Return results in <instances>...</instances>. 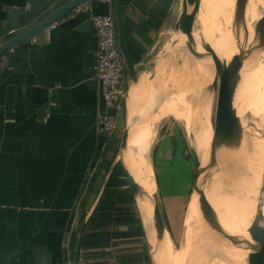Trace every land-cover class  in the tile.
Returning a JSON list of instances; mask_svg holds the SVG:
<instances>
[{"label":"crops","instance_id":"obj_1","mask_svg":"<svg viewBox=\"0 0 264 264\" xmlns=\"http://www.w3.org/2000/svg\"><path fill=\"white\" fill-rule=\"evenodd\" d=\"M65 2L0 0V39L6 42L25 31L24 15L36 13L34 24ZM244 2L242 27L255 14L252 3L246 9ZM206 4L202 0L213 29ZM93 5L91 13L75 15L82 19L76 26L54 23L36 41L18 44L0 58V264H154L147 237L81 247L78 262L75 256L81 204L92 202L86 222L103 191L106 170L121 161L129 173L120 153L138 139L135 123L145 126L150 138L159 205L172 240L186 224L193 194L191 144L178 126L169 130L147 95L154 88L158 57L172 38L182 0L121 1L124 39L137 80L129 78L126 66L119 127L107 140L97 129L98 114L105 109L95 74L98 42L91 15L112 14L116 20V10L113 0ZM179 41L185 43L186 36L180 35Z\"/></svg>","mask_w":264,"mask_h":264},{"label":"bare ground","instance_id":"obj_2","mask_svg":"<svg viewBox=\"0 0 264 264\" xmlns=\"http://www.w3.org/2000/svg\"><path fill=\"white\" fill-rule=\"evenodd\" d=\"M235 1L222 0L215 12H212L210 18L212 20L213 31L202 8L201 0L200 29L205 45L213 59H208L207 57V64L203 65L200 70H195V73H199V79L201 80L203 76L207 80L211 79L215 73L214 60L218 59V64L230 72L238 82L234 98V108L236 115L240 118L243 125L240 148L236 151L222 150L219 152L220 159L226 161L230 159L235 163L231 169L232 174L228 173V170L223 171L222 169L220 173L211 178V191L208 189L210 193L206 194L211 207L214 208L215 217L220 219L219 221L223 225H220L218 221L220 233L224 235L230 229L225 235L242 241L243 246L241 244H230L222 235L214 231L212 232L207 225L206 227L203 225L199 226L198 229L196 228L194 218L197 211H199L198 196L193 202H190L188 207L181 251H174L172 238L168 232L165 233L162 241L157 240L152 213L155 206L157 189L148 155L145 154L149 138L146 136L144 130H142L137 141L132 140V146L129 142L130 144L121 151L120 156L131 176L146 194L145 202H141L142 221L145 226L152 260L155 264L157 262L158 264H181L185 261L187 253L192 256H189L190 258L184 264H196L194 259L197 251L204 254H210L213 251L216 255L225 258V263L215 264H249L248 254L252 249L249 247L250 245H248L247 241L253 243L249 230L253 227L254 223H256L254 226H258L262 222L261 219L254 222L258 210L262 211L264 216V179L262 178L264 147L261 139L262 134L259 129L264 124V74H262V72L264 73V69L256 68L254 70V59L260 49L246 57L241 65L237 59V56L242 54L241 49L247 50V47L253 41L254 24L256 20L264 16V12L261 8L262 0H244V4H247L246 9L250 5L249 3H252V6L255 8V14L250 22L247 21L246 15H244L243 22L247 21V23H243L242 27V4L236 6ZM208 12L211 13V10H208ZM241 27L244 28L243 31ZM246 30L249 33L248 40H246L244 35ZM201 73H203V76H201ZM255 81H257V84L252 87L250 92L251 86ZM172 109V104L167 105L163 114ZM243 119L246 122V126ZM190 123L196 126H190L192 135L191 146L197 155L198 161H200L202 166H205V163L208 164L210 153L208 154L207 161L204 162L203 143L205 138L208 137L211 144L213 131L203 122V118L198 124L195 119L190 120ZM223 168L226 169V163ZM230 176H232V181L229 178ZM236 212L238 217L236 216ZM157 257H160L161 262H159L160 260Z\"/></svg>","mask_w":264,"mask_h":264},{"label":"water","instance_id":"obj_3","mask_svg":"<svg viewBox=\"0 0 264 264\" xmlns=\"http://www.w3.org/2000/svg\"><path fill=\"white\" fill-rule=\"evenodd\" d=\"M89 1H93V0H67V2L55 8L52 12L43 14V16H41L34 24H32L25 31L15 35L14 37L10 38L9 40H7L6 42L0 45V58L14 46L32 40L34 37L39 35L42 31H44L54 23L63 21L61 22V26L63 27L76 26L80 21H82V19L79 17L71 16L72 11L79 4ZM121 1L122 0H115L116 25H117L118 37H119L118 44L125 59L129 78L132 81H136L137 72L134 63L127 50L124 34H123ZM243 1L244 0H236L235 5L236 6L241 5ZM200 3L201 0H182L181 11L175 23L173 36H172V39H174L175 43L179 41L178 37L180 35L184 34L186 36V41H185L186 49L184 51L186 52L188 51L190 55L194 57L195 60H202L207 58L206 53L198 51L197 49L198 43L193 38L192 35L196 15L198 10L200 9ZM244 35L246 40H248L249 39L248 30L245 31ZM263 47H264V16L256 20L254 24V36L250 46L247 47V50L241 49L242 54L237 56L240 65L241 63H243L246 57L252 55V53L256 51H259V49ZM184 51H182L183 54ZM214 61H215L214 62L215 73L211 83V87L213 91L217 94L216 95L217 101L214 110L213 137L211 141L209 161L208 164H206L205 166L201 165L200 161H198L194 149L192 147L190 148L193 167H194L192 196L193 195L198 196L199 210L208 228L222 235L220 233L221 230L217 224L212 207L206 196L205 188L209 180H211V178L214 177L216 174L220 173L222 169L223 171L228 170L229 173L233 168L232 165L235 163H233V161L230 159L227 161L220 159L219 152L222 150L236 151L237 149L240 148V142L243 136V125L240 118L236 115V111L234 108V98H235L236 89L238 87V82L233 78L230 72H228L220 64H218V59H215ZM127 137H128V129L126 128L122 136V147H125ZM225 163H226V169L223 168ZM127 177H128L130 189L132 191V194L134 195L136 205L138 207V211L142 219L141 202H145L146 194L142 191L138 183L128 172H127ZM231 177L232 176H230L229 178L231 179ZM262 178L264 179V168H263ZM152 213L154 219V227L156 231V238L158 241H162L164 239L165 233L168 232L169 236L170 233L168 231L166 222L164 220L162 211L160 209L157 193L155 198V206ZM260 219L262 220L261 224H258V226H254L256 224L254 223L253 227L249 230L250 237L253 240V243L247 241L248 245H250L249 247H251L252 249V251L248 254L249 264H264V216L262 211L258 210L254 222H257ZM143 227L145 230L144 224ZM84 231H85V224L82 225L76 247L75 256L77 262L79 260ZM222 237L227 239L228 242H230V244L233 245L242 244L241 241L231 236L224 234L222 235Z\"/></svg>","mask_w":264,"mask_h":264},{"label":"rangeland","instance_id":"obj_4","mask_svg":"<svg viewBox=\"0 0 264 264\" xmlns=\"http://www.w3.org/2000/svg\"><path fill=\"white\" fill-rule=\"evenodd\" d=\"M221 2L222 0H207V4L209 6L208 9L206 8L208 16H210V13L208 12V10L209 11L211 10V14H212V12H215V10L218 7V4ZM205 3L206 2L204 1V4ZM207 4H206V7H208ZM262 10L264 12V5H263ZM199 18H200V9L197 12L195 23H194V28L192 32L193 38L198 43L197 44L198 51L206 53L208 59H213V57L211 56L209 50L207 49L205 45L203 35L200 29ZM172 36H173V32H172L171 37ZM179 39H180V36L178 37V40ZM185 49H186L185 43H182L181 41H178L177 43H175L174 39L172 38L171 40H169L168 45L163 48V52H161L160 56L158 57L159 61L157 63V72H156V79L154 81V88L147 95H148V98L153 99L154 104H151V105L156 107L158 112H160L161 117H164L163 121L169 124V130L174 129L173 125L178 126L181 132V136L183 138L188 137L189 142L191 144L192 135L190 132L191 130L190 126L192 124L190 123V120L195 119L196 123L198 124L199 121L203 118V122L207 124L210 127V129L213 131L214 110H215V104L217 101V97H216L217 94L213 91L212 87H210L211 86L210 84L212 83L214 76L211 77V79L207 80L205 79V76H203V73H201V76H203L201 80L199 79L200 77L198 75L199 73L198 74L197 72L195 73V70H200V68L203 67V65L205 66V64H207L208 62L207 58L202 59V60H195L194 57H192L188 51L187 52L184 51ZM182 51H184V54L182 53ZM255 57L256 58L254 59V70L256 68L264 69V47L260 49V51L257 53ZM262 74L264 73L262 72ZM255 84H257V81H255L254 84H252L250 92L252 90V87ZM190 87H193V88H190ZM149 103H150V100H149ZM171 104H172L173 109L163 114L166 106L171 105ZM156 120H158V118ZM243 122H245L244 119H243ZM137 124L138 123L134 124L135 127L133 128L134 130L133 133L140 136V133L142 132V130H145V126H143L141 129L137 126ZM244 124L246 126V122ZM192 126L196 127L194 125ZM259 129L262 134L261 139H262L263 147H264V124ZM203 145H204V152H203L204 162H206L208 158V154L210 153V147H211L210 140L208 137L205 138ZM146 147L147 149L145 151L146 152L145 154L148 155L147 157L151 164L150 138L147 141ZM232 167H234V165H232ZM151 171L153 173L154 181L156 184L152 164H151ZM230 173L232 172L230 171ZM211 185H212L211 180H209L205 188V193H208V194L210 193L208 189L211 188ZM156 189H157V185H156ZM157 196H158V192H157ZM196 197H197L196 195H193L190 199V202H193ZM158 200H159V196H158ZM190 202H189V205H190ZM212 210L214 211L213 207H212ZM236 216L238 217L237 212H236ZM164 220L166 221L165 218ZM219 220L220 219L216 218L217 224L219 225L220 223V225H222ZM194 221L196 223L197 229L199 228V226L204 225L206 227L207 225L201 216L200 210L197 211ZM182 229L180 230L181 232L177 233V236L173 238L172 240L173 248H174V251L176 252L181 251V248H182L181 245H182L183 234L185 233V226ZM229 231L230 229L226 233H228ZM189 256L190 255H188L187 253L185 255L186 257L185 261L183 263L181 262L180 263L184 264L186 260L189 259L192 255L190 257ZM157 259L160 260V257H157ZM194 261L196 262V264L203 263V262H205L206 264H215V263H225V258H223L220 255H216V253L213 251H211L210 254H207V253L204 254L202 252L197 251V255ZM159 262H161V260ZM156 264H158V262Z\"/></svg>","mask_w":264,"mask_h":264},{"label":"trees","instance_id":"obj_5","mask_svg":"<svg viewBox=\"0 0 264 264\" xmlns=\"http://www.w3.org/2000/svg\"><path fill=\"white\" fill-rule=\"evenodd\" d=\"M36 17V13L24 15L23 28L30 27ZM12 37L10 36V38ZM3 43V40L0 39V45ZM108 171L109 175L101 196L86 222H84L86 214L92 202L87 200L81 204L82 215L78 231L85 223L82 249L102 247L118 238L137 237L146 239L143 222L130 189L127 171L123 163L121 161L116 162L111 171L110 168L106 170L105 175L108 174Z\"/></svg>","mask_w":264,"mask_h":264},{"label":"built area","instance_id":"obj_6","mask_svg":"<svg viewBox=\"0 0 264 264\" xmlns=\"http://www.w3.org/2000/svg\"><path fill=\"white\" fill-rule=\"evenodd\" d=\"M94 2L111 3L112 0H93L79 4L71 16L91 13ZM97 34V62L95 74L101 84V96L105 110L100 111L97 120L98 133L108 139L119 127L117 112L126 96V63L117 42V25L112 14L91 15ZM34 37L32 41H36ZM12 50V49H11Z\"/></svg>","mask_w":264,"mask_h":264}]
</instances>
